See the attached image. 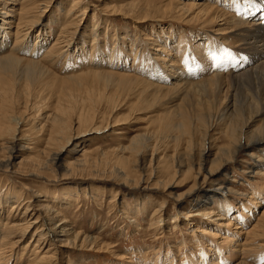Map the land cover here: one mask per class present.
<instances>
[{
	"label": "rangeland",
	"instance_id": "rangeland-1",
	"mask_svg": "<svg viewBox=\"0 0 264 264\" xmlns=\"http://www.w3.org/2000/svg\"><path fill=\"white\" fill-rule=\"evenodd\" d=\"M3 1L0 0V10L5 13L8 12L9 16L1 15L0 20L4 18L8 20V18H11L13 15L15 20L13 22L16 23L18 18L22 16L28 17L27 14L23 15V11L26 13L27 10L30 8L34 9L35 6L39 4V2L35 0ZM132 1L136 0H118V2L113 1V4H115L117 8L122 9V7L124 8ZM175 1H180L178 2L179 6L185 2L206 3V0ZM209 3L211 6L214 5L212 7L217 6L222 8L220 3H216L214 0H209ZM3 5L5 6L3 7ZM74 5L75 0H56L53 4H50L46 13L41 18V24L38 25L40 26L39 28L35 27L31 31H24L23 34H20L21 36L27 34L28 36L19 39L22 43L17 45V47L22 48L27 43L29 46L31 45V47H33L37 42H40L38 45L42 47L43 53L48 56L42 54L44 58L42 55L37 58L21 50L20 52H22V54L20 52L15 53L16 57L26 61L30 60L35 63L38 60L37 62L41 64L43 68L53 74L51 78L44 81V89L47 88V90H45L43 94H39L41 98H38L37 103L34 102L35 104L33 106L30 105V101L27 103L26 94L21 93L30 86L29 84H26L24 80H22L21 84L17 83L18 80H14L13 73L3 74L0 70V102H3V96L1 95L3 94L2 91H6V88L13 86V90L8 93V96L11 98L13 97V99H9V102L13 100V108L11 109L14 111V116L17 117L21 123V126L19 125L16 127V138L23 147L15 154L16 158L13 160V163L17 164V167L19 165L20 168H12V171L17 169L19 172L6 173L0 170V203L2 204H0V237L7 234H11L12 236L11 238L0 239V264H29L31 260L40 255L36 253L37 247H35L33 243L30 244L31 235H28L24 239H20V231L24 227L20 225L23 222L22 217L24 215V209H21L17 213L11 210L12 203H16V201L20 200L22 195H24L23 199L28 198L27 200H29L33 206L31 209L34 208V214L37 213L39 216L40 213L37 211L39 207L36 202V197H38V195H43L46 201H48V204L60 213V217L53 222V226L56 225L58 219L61 218L66 221L69 233L75 231L82 236L96 238L102 244L96 249H56V260L54 263L52 261L53 264H189L187 262L191 264H264V258H261V256H264V226L262 229L258 228L259 230L254 229L259 225L260 219L264 216V147L259 148L251 145L245 148L244 151H241L238 155L237 163L228 167V175H226V178H224L223 172L220 173V178L216 177L214 181L203 182L201 176L199 178L195 177L196 172L192 174L189 173L185 176H181L179 173L175 177H172V183L169 180V184L166 182L163 186L156 189L155 181L150 179V175L147 174V176L144 175V177L147 178L146 181H142L139 186L140 188L131 189L123 186L120 187L116 185V179L112 171L115 167H122L123 161L128 160L125 167L133 164L134 161L131 159L130 151H127L126 148L131 145L130 143L135 137L144 138L143 141L145 145L149 146L148 153L145 155L146 160H144L148 165L153 154L151 149H153L156 143L153 137H160L157 160L160 156H168V158L159 160L156 164L158 163L161 168L173 164L176 168L174 160L171 157L175 151L174 142L166 138V135H170V133H166L165 129L169 123L167 119L170 120L171 118V123L176 121L178 116L173 117V114L169 116V113H167V109L171 107V105L168 104L169 102L167 103V98H163L158 103L154 102L151 98L144 99L145 101L142 99L139 100L135 96L126 98L128 92L125 91L124 85L111 81H104L99 77L86 76L74 81H62L77 78L89 73H105L108 69H110V71L108 70L109 72L106 71V73L116 72L121 74L120 71H115L109 67L104 68L98 67L97 64H90V60H87L89 59L87 57H84L85 63H82L81 60H83V58H79L81 51H87V54L97 57V51L100 48L102 51L104 50V55L111 54L118 57L119 60L121 59L120 64H125L123 57L127 53L133 56V58H139L141 61L144 59L143 55L146 58L150 55L155 66L164 68L171 65L166 62L167 58H169L168 54H170L169 48L165 46L166 42L173 43H170L173 45V48H171L172 55L175 54L172 60L174 63L176 61L175 64H177L180 62V59L182 61L180 56L182 53L180 54L179 51L182 48L186 49L191 47L192 44L196 45L197 42H195L194 39L196 35L210 34L211 38L216 39V35L212 34V32L218 29V27L213 28L210 26L203 28V25L197 21L192 23L174 17L167 18L164 14H158L157 19L153 18L152 21H144L140 24L132 19H123L120 15L104 12L102 9L104 8L105 2H100L99 0H84L82 6H88L89 9L85 16H81L80 12H82L83 9L72 12V7ZM183 6L184 5H182V7ZM192 12L190 14L191 16L197 12V9ZM234 15L236 17L234 19L235 24L232 25V31H234L232 32V36H234V33L240 28L237 24L239 16L236 14ZM77 16L78 19L76 18ZM245 18L247 19V16H245ZM220 22V24H223L222 21ZM1 23L2 22H0V24ZM16 23L12 27L5 25V28L9 29L11 37H15L17 32L23 31L20 27L18 29ZM67 24L68 26L73 24L71 26L75 27L73 28L72 37L66 36L68 41L62 39V33ZM95 27L98 30H96ZM40 28H42L41 31ZM77 30L78 32L76 33ZM172 30L176 32L174 31L175 33H173ZM96 31H98V34L97 37L94 38L93 34H95ZM232 36L229 35L228 37L233 38ZM0 38L4 39V34L1 35ZM234 39L235 38L229 40L227 44H225L229 46L225 50L226 54H229V48L232 47L231 44ZM148 40H151L152 45ZM13 42H10V45L6 48V53L0 54L1 56L3 55L2 57L10 55V49L14 46L15 40H13ZM59 43L61 45H59ZM159 45L164 46L163 49L167 53L157 57L155 50ZM92 47L93 49H91ZM169 47L172 46L170 45ZM236 47L237 46H235L234 49H238ZM174 48L176 49L174 50ZM136 53L138 55H136ZM186 53L184 58L189 59L191 55H189L188 51ZM204 55L205 54H202V59L198 58V64L195 62L196 66L194 68L195 71H197L195 72L196 78H193L195 80L191 82L186 79L189 82L185 80L183 81L184 84L196 83L199 82V79L200 81L204 78L208 79V76L209 78L217 77L222 70V65L230 69L229 61L224 60L222 63L220 62L214 65V61L208 59ZM133 58L130 60V65L134 60ZM238 59L246 60L249 63V56L247 54H239ZM86 63L88 64L85 65ZM174 63L171 67L175 68L177 66L179 68V65H175ZM199 65L200 69H198ZM183 69L186 74L188 68L184 67ZM131 75L134 74L132 73ZM186 77L188 78V72ZM138 78L146 81V78H142V76H138ZM30 90L31 93L33 92L32 97L37 96L33 87L32 89L30 88ZM174 101H176L173 104L174 106L181 104L177 109L179 113L185 112L186 115H189L192 111L199 109L196 103L183 100V98L178 101L174 99ZM179 101H182V103H179ZM1 104L2 103H0V109ZM61 111L63 113H61ZM0 112L2 111L0 110ZM81 113H86L85 115L89 118L95 116V122L92 124L97 123V126H105L106 124L113 125L112 123H115V126H110L109 131L105 133L84 134V131H87V125L86 127H81L77 119V116ZM62 115L64 118H70V132L67 137L69 143L67 147L66 144H64L66 148L56 166L57 174L54 173L53 175L52 172L46 170L40 173L41 177L39 178L28 175L30 166L33 165L31 163L46 158L42 153L47 139L46 135L49 134L52 128L53 117ZM260 123L261 122H257V125H261ZM218 124L219 125H216V127L210 131L211 143H209L206 148L208 149V147H210L213 154H215L218 147L226 144L224 132L227 126L225 125V120L220 121ZM254 129L253 127V130ZM45 131L48 132L46 133ZM10 141L13 140L11 139ZM3 143L4 142L0 138V144ZM186 146L187 145L184 144L181 147V153L186 152ZM198 150H200V144L196 145L195 151L193 152L195 154L194 161L200 157L198 155ZM84 151H86L85 155L82 156ZM5 153L6 152H0L1 159L7 156ZM79 158H85L88 162L90 161V163L87 164V166H81L80 169L79 167H75L76 169L70 171V173H66L60 168V164L61 166L64 165L66 160L72 162L81 160ZM213 158L214 157H211V159ZM138 161L137 163H139ZM209 166L210 163L207 164L206 167ZM182 170L184 171L186 168ZM74 172H76V174ZM96 173L97 175H95ZM227 183L229 184L227 185ZM223 185L230 188L225 201L226 203L229 202L233 207V214L231 215L233 219L231 218L228 227L222 225V223H225L224 221H219L218 224H215L213 229H215L216 232L214 231V233L219 235L214 236L212 234H207L204 236L198 233L197 227L203 225V223H209L208 218L200 216L199 211L192 214L189 213V211H191L190 205L194 204L191 196L198 195L197 199H199L204 195L203 198L206 199L204 191L207 190V187L221 188ZM92 186L96 187L92 190L96 193L98 192L97 194H92L90 192L91 190H89V188ZM227 187L225 190L228 189ZM85 190H87V195H85ZM188 193H190V195ZM181 199L182 201H180V203L179 200ZM211 200L212 199H208L210 204ZM164 203L167 204H165V208L161 210L160 207ZM210 204H207L205 206L206 208L203 207L202 211L206 210L210 212V210H214L216 212L218 210L215 204ZM244 204L248 207L247 210L241 208ZM22 207L23 205L20 208ZM158 210L159 212L161 211L160 214L157 212ZM179 211L188 213L191 216L189 218L180 216L178 220H175L174 217ZM239 211L243 213L241 215L242 217L239 215L241 214ZM161 213L163 214V223L158 222ZM234 215L239 216L234 217ZM26 219L33 222L35 216L30 214L26 216ZM43 219L44 214L39 220L40 225L44 222L42 221ZM242 219L245 220L244 223ZM49 224V227H51V223ZM207 225L208 224H206V226ZM216 225L221 228L217 229ZM237 225H240V227L238 228ZM262 225L264 224L261 223V227ZM240 228H244V230ZM13 230H15V232H13ZM249 231H251V233H248ZM237 232H239V237H234L233 235ZM19 239L21 242L12 247L11 242H17ZM218 245L221 247L220 254L216 252ZM56 246H59L58 243H56ZM47 247L48 246H46V248ZM51 249L54 248L51 247ZM202 254H205L206 259L208 258L206 263L201 258Z\"/></svg>",
	"mask_w": 264,
	"mask_h": 264
},
{
	"label": "bare ground",
	"instance_id": "bare-ground-1",
	"mask_svg": "<svg viewBox=\"0 0 264 264\" xmlns=\"http://www.w3.org/2000/svg\"><path fill=\"white\" fill-rule=\"evenodd\" d=\"M6 1L8 2V0ZM35 1L39 2L38 6H35V8L33 7L34 9L30 8L29 10L26 11V13L25 11H23V15L27 14L28 17L22 16L21 18H18L16 20L17 23L13 22L15 21L13 15L11 18H8V20L6 18L0 20V22H2L0 24V36L4 34V39L0 38V54L4 52L6 53L7 52L6 48L10 45V42H13V40H15L14 46L12 47V49H10L11 51L10 55L9 56L5 55L6 57H2L3 55L2 56L0 55V70L1 72H3V74L13 73L14 80L16 81L18 80L17 83L21 84L22 80H24L26 84L30 85L29 87L26 88L25 91H22L21 93L26 94V97L28 100L27 103H29L30 101V105L32 106L35 104L34 102L36 103L38 102V98H41L39 94H43V92L47 90V88L44 89V81L46 79L51 78L53 74L47 71L45 68H43L42 65L37 62L38 60L36 61V63L30 60L28 61L22 60V59L17 58L15 53H18L22 50L23 52L27 54H32L33 56L37 58H39V56H41L42 54L46 55L45 53H43L42 47L38 45L40 42H37V44L33 45V47H31V45L29 46L28 43L25 44L22 48L17 47V45H20L22 43V41H20L19 39L28 36L27 34L25 36L24 35L21 36L20 34H23L24 31L25 32L31 31L35 27L37 28L40 27L38 25L41 24V18L46 13V10L50 6V4H53L56 0H35ZM83 1L84 0H75V5L72 7L73 9L72 12L77 11L79 9L81 10L83 9L82 11L83 13L80 12V15L85 16L88 13L89 7L82 6ZM99 1L105 2L104 8L102 9L104 10V12L110 13V14H117V15L122 16L123 19H132L135 22L140 23V24L143 23L144 21L145 22L152 21L153 18L157 19L158 14H161V15L164 14L167 16V18L174 17L182 21L187 20L188 22H192V23L197 21L201 23V25H203V28H207L210 26L213 28L218 27V29H215L214 32H212V34L216 35V39L211 38L210 34L196 35L194 38L195 42H197L196 45L192 44L191 47H188L186 49L182 48L179 51L180 54L182 53V55H180L182 58V61L180 59V62H178L177 64H175L176 61L174 63L172 60L173 56H175V54L172 55V51H171V48H173V45H172L173 43L166 42L165 46L169 48L170 54H168L169 58H167V61L166 60L165 61L171 64L169 67L163 68L161 66L162 68H158L157 66H155L154 61H152L153 59L150 55L148 56V58L144 57L143 55L144 59L143 61H141L139 58L138 60L137 57L133 58V56H130L128 53L123 57L125 64H120L121 59L119 60L118 57H115L114 55H111V54L109 55L105 53L106 55H104L103 54L104 50L102 51V49L99 48L98 51L96 50L97 55H98L97 57L87 54L86 53L87 51L86 52L81 51V55L79 58L80 59L83 58L84 60V57H87L89 58L87 60H90V64H93V65L97 64L98 67H104V68L109 67L115 71H120L121 74L116 73V72H115L116 74L114 72L106 73V71L108 70L110 71V69H108L105 71V73L96 72V73H89L86 75H82L77 78H71V79H66V80L61 79L62 81H74V80H78V78H82L86 76L99 77L100 79L104 81H108V82L111 81V82L118 83L120 85H124L125 91L128 92V94L126 95V98L132 97V96L137 97L139 100L140 99L146 100L148 98H151L154 102H157V103L161 101L163 98L165 99L167 98V103L169 102L168 104L171 105V107L168 106L169 108L167 109V113H169V116H171L170 114H173L174 115L173 117L178 116L176 118L177 120L176 121L173 120L174 122H171V123H170L171 118L170 120L167 119V121H169L170 124L168 123V126L165 129L166 133L167 132L170 133V135L169 134L166 135V138H169L174 142L175 151H174L173 156L171 157L173 158L177 169L175 168L173 164L168 167L164 166V168H161L158 163L156 164V162H159V160H163V159L165 160L168 158V156H165V157L160 156L159 159L157 160V156L159 152L158 144L160 142L159 141L160 137L159 138L153 137L156 143L153 146V149H151L153 154H152L149 165L148 163H146V161H144L146 160L145 155L148 153L149 146L145 145L143 141L144 138L135 137L132 139V142L130 143L131 145L128 148H126L127 151L128 150L130 151L131 159L134 161L133 164L131 163L132 165L125 167L126 162L128 160L123 161L122 167H115L114 170L112 171L113 175L115 176L117 186L128 187L131 189L140 188L139 186L141 185L142 181H146L147 177H144V175L147 176V174L150 175V179H153L155 181L156 189L163 186L169 180L172 183L171 181L173 180L172 177L173 176L175 177L179 173L181 176L182 175L185 176V175H188L189 173L192 174L193 172H196L195 177L199 178L201 176V178H203V182L214 181V178L216 177L220 178V173H223V172H224L225 177L224 176L222 177L226 178V175H228V172H227L228 167H231L230 165H234L237 163L238 155L240 154L241 151H244L245 148H248L251 145L257 146L259 148L264 147V0H214L216 3H220L222 8L217 7V6L212 7L214 5L211 6L209 3V0H206L205 1L206 3L204 4H199L196 2L195 3L185 2V3H182V5H184L183 7L182 5L179 6L178 2L180 1H175V0H172V1H169V0H136V1L129 2V5L125 6L124 8L122 7V9L117 8V6L113 4V1L118 2V0H99ZM4 6L5 5H3V7ZM195 9H197V12H195V14L191 16L190 15L191 12ZM234 14L239 16V21L237 24L239 25L240 28L237 32L234 33V36H232L233 35L232 32H234L232 31V28H233L232 25L235 24L234 19L236 17ZM1 15L9 16V13L8 12L5 13L4 11L0 10V16ZM245 16H247V19L245 18ZM76 18L78 19V16ZM220 21H222L223 24H220L221 23ZM15 23H16V26H18V29L20 27L23 31H19L15 34V37H11L10 31L9 29L5 28V25L12 27ZM71 25L68 26L67 24V26L64 28V32L62 33V39H66V41H68L66 36L72 37L73 35V28L75 27ZM41 30L42 28H40V31ZM96 30L98 29L96 28ZM174 31L175 30H172L173 33L176 32ZM77 32L78 30L76 31V33ZM97 34H98V31H96V33L93 34V37L96 38ZM229 35L235 38L232 43L233 45L231 44V46L232 47L234 46V47L229 48L230 52L229 54H226L225 50L229 46H226L225 44H227L229 40L231 39L233 40V38L228 37ZM148 42H150L152 45L151 40L150 41L148 40ZM60 43L59 45H61ZM170 45L172 47H169ZM235 46H237L236 48L238 49H234ZM157 47L158 48H156L155 50L157 57L167 53L163 49L164 46L159 45ZM91 49H93V47ZM175 49L176 48H174V50ZM187 51L189 52V55H191L189 59L184 58V56L187 54L186 53ZM20 53L22 54V52ZM202 54H205L204 55L205 57L214 61L213 63L214 65H217L220 62L222 63V61L224 60L229 61L230 69H227L225 65H222L223 67L222 68L220 67L222 70L220 71L219 75L217 74L218 75L217 77L209 78L208 76V79L204 78L205 80L203 79L202 81H200L199 79V82L184 84L183 81H185L186 79L190 80L191 82L195 80L193 79V78H196L195 72H197L195 71V68H194L196 66L195 62L196 64H198L197 63L198 58H201ZM239 54H242V55L247 54L249 56V63L246 60H239L238 59ZM44 55H42L43 58H44ZM136 55L138 54L136 53ZM131 58H133L134 60L132 64L130 65ZM83 60H81V62L85 63V60L84 62ZM173 63L175 65H179V68L177 66L175 68H172L171 66L173 65ZM87 64L88 63H86L85 65ZM184 67L188 68V71H187L188 78L186 77L187 72L186 74L184 72V69H183ZM198 69H200V65ZM132 73L135 76L131 75ZM138 76L139 77L142 76V78L143 77L146 78V81L141 80L140 78H138ZM32 87L35 90V94H37V96L35 97H32L33 92L31 93V90H30V88L32 89ZM12 90H13V86H10L6 88V91H2L3 94L1 95L3 96V102H0L2 103L1 109H0L2 111L0 112V138L4 142L3 144H0V152H6L5 154H7V156L3 159H1L0 157V170L6 173L7 172H19L17 169L15 171H12V168H20L19 165L17 167L16 166L17 164L13 163V160H15L16 158L15 154H17L21 150V148H23L19 144L18 139L16 138L17 136L16 127L19 125L21 126V123L19 119L14 116L13 114L14 111H12L11 109L13 108V100L9 102L10 101L9 99H13V97L11 98L8 96V93L11 92ZM181 98H183V100H189V101L196 103L199 109L192 111L190 114L188 113L189 115H186L185 112L179 113L177 109L179 108V106H181V104L175 105V106L173 104L174 102H176L174 101V99H177L178 101ZM179 103H182V101L181 102L179 101ZM61 113L63 112L61 111ZM85 114L81 113L79 116H77L78 124H80L81 127L82 126L86 127V125L88 127V128L86 127L87 131L85 130L84 134L105 133L109 131L110 126H115V123H112L113 125L111 124H106L105 126L103 125L104 127L97 126V123L92 124L95 122V119H96L95 116H93L92 118H89ZM223 120H225V125L227 126L224 132V135L226 137V144L221 147H218L215 154H213L210 147L206 149L207 145L211 143L210 131H212L216 127V125H219L218 123ZM257 122H261L260 123L261 125H257ZM52 124L53 125L49 131V134L46 135L47 139L45 141L44 149L42 152L43 155L46 156V158L43 160L42 159L36 160L34 163H31L33 165L30 166V171L28 174L30 176L39 178L41 177L40 173L46 170L52 172L53 175L54 173L57 174L56 173L57 163L60 160L65 148L67 147V144L69 143L68 142L69 140H67V137L70 132V118H64L63 115L58 116V117H53ZM253 127L255 128L254 130H253ZM45 132L47 133L48 131H45ZM11 139L13 141H10ZM64 144H66V147H64ZM184 144L187 145L186 146L187 150L185 149L186 152L181 153L180 149ZM197 144H200V150H198V155L200 157L199 159L194 161L193 159H194L195 154L193 152L195 151V147ZM85 152L86 151L83 152L82 156L85 155ZM211 157H214V158L211 159ZM79 159L81 160H75L72 162L69 160H66L65 161L66 163H64V165L61 166L60 164V168H62L66 173H70V171H74V169H76L75 167H79L80 169L81 166L82 167L85 165L87 166V164L90 163V161L88 162L85 158L84 159L79 158ZM137 161L139 163H137ZM154 162L156 165L154 164ZM209 163H210V166L206 167L207 164ZM185 168L186 170L183 171L182 169H185ZM74 173L76 174V172ZM95 175H97V173ZM228 184L229 183H227V185ZM226 187L224 185L221 188L207 187V190L204 191L206 199L203 198L204 195L202 196L200 195L201 198L199 199H197L198 195L191 196V198L193 199L192 202L194 201V204L190 205L191 211H189V213L192 214L194 212L199 211V215L203 216V218L207 217L208 222H209V223L207 222L203 223V225L201 226L199 225L197 227L198 233H201L204 236L207 234H212L214 236H217L219 234L214 233V231L216 232V230L213 229V227H215V224H218L219 221H224L225 223H222V222L220 223H222V225L226 227H228V225L230 224V221L232 218L231 215L233 214V207L231 206L229 202L226 203L225 201L226 196H228L229 189H230L227 187L228 189L225 190ZM93 188H96V187L92 186L89 188V190H91L90 192L92 194H97L98 192L97 193L94 192L92 190ZM85 191H84L85 195H87L88 194L87 190ZM188 194L190 195V193ZM23 197L24 195H22L20 197V200L16 201V203L15 202L12 203L11 210L14 211V213H17L21 209L22 210L24 209V215L22 217L23 222L22 224H20L21 227L22 226L24 227L21 229V231L19 230L20 239H24L28 235H31L30 244L33 243V245L37 247V249L35 248L36 253L40 254V255L38 254L39 256L35 257V259L31 260L29 264H35V263L36 264H53L56 260L55 250L59 248H76V249L77 248H80V249L94 248L96 249L97 247H100L102 245L99 242V240L96 238L89 237V236H82L80 233H76L75 231L72 233H69V231L67 230L66 221H64L61 218H59L57 221L59 224L57 223L56 225L53 226L54 224L53 222L58 217H60L59 216L60 213L54 207L48 204V201H46L43 195H38V197H36L37 198L36 202L39 207L37 211L40 213V216L37 213L34 214V208L31 209L33 207L31 205V202L27 200L28 198L23 199ZM208 199H212L211 204H215L217 206L218 210L216 212L214 210H210V212L206 210L202 211L203 207H205L207 204L208 205L210 204ZM180 201H182V199L179 200V202ZM165 204L167 203H164L160 207L161 210L165 208L164 207ZM22 205L23 207L20 208ZM241 208H243L244 210H247L248 207H246V205L244 204L241 206ZM159 210L157 212L160 214L161 211L159 212ZM158 213H155V214H158ZM162 213L161 215H159L160 217L158 218L159 223H163V220H164ZM30 214L35 216V219L33 222H30V220L26 219V216H29ZM43 214H44L45 220L43 219L42 221L44 222H42V224L40 225L39 220L40 218H42ZM242 214L243 213L241 212V214L239 215L241 216ZM263 214H264V211H263ZM155 216H158V215H155ZM180 216H183L184 218H189L191 215H189L188 213H183L179 211L177 212V215L174 217V219L178 220ZM237 216L234 215V217H237ZM244 221L245 220L242 219L243 223ZM49 223H51V227H49L50 225ZM261 223L264 224V216L262 219H260V222L258 223L260 226L259 225L257 227L254 226L255 227L254 229L255 230H259L258 228L262 229L264 225H262L261 227ZM206 224H208L207 225L208 227L206 226ZM237 226L238 228L240 227V225H237ZM216 228L220 229L221 227L219 226L217 227L216 225ZM240 229L244 230V228H240ZM13 232H15V230H13ZM248 233H251V231H249ZM233 236L239 237V232L235 233ZM9 237L10 238L12 237L11 234L4 235L3 237H0V239H3V238L6 239ZM20 239L17 242H11V246L13 247L19 244L21 242ZM56 243H58L59 246H56ZM46 246H48L49 249L48 247L46 248ZM51 247H53L54 249H51ZM220 248H221L220 245H218V248H216V252L219 254L221 252ZM51 253L53 254L49 255ZM201 258L205 261V263L208 261V258L206 259L205 254H202ZM261 258L263 259L264 256H261ZM143 261L146 262L145 260ZM187 263L191 264L190 262H187Z\"/></svg>",
	"mask_w": 264,
	"mask_h": 264
}]
</instances>
